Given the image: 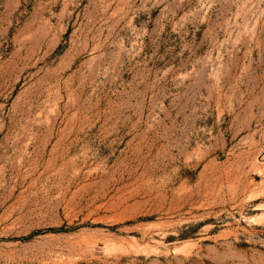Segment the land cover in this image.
I'll return each instance as SVG.
<instances>
[{
  "label": "rangeland",
  "instance_id": "rangeland-1",
  "mask_svg": "<svg viewBox=\"0 0 264 264\" xmlns=\"http://www.w3.org/2000/svg\"><path fill=\"white\" fill-rule=\"evenodd\" d=\"M0 264H264V0H0Z\"/></svg>",
  "mask_w": 264,
  "mask_h": 264
}]
</instances>
